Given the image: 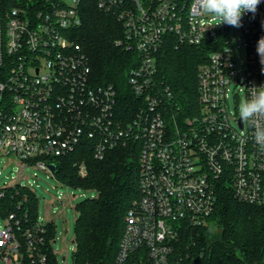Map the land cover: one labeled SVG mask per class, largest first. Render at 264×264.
<instances>
[{"label":"built area","instance_id":"1","mask_svg":"<svg viewBox=\"0 0 264 264\" xmlns=\"http://www.w3.org/2000/svg\"><path fill=\"white\" fill-rule=\"evenodd\" d=\"M84 2L0 0V156L22 162L19 177L28 165L54 175L52 159L81 145L103 159L109 150L138 144L140 193L126 216L116 264H201L176 243L187 228L207 223L220 184L232 186L239 200L264 206V151L239 118L242 100L264 86L256 50L264 37V0L243 15L240 28L217 25L196 0H96L123 22L117 45L140 56L129 71L136 99L128 112L113 84L91 80L89 58L75 38ZM171 39L210 47L198 72V110L182 118L158 76V54ZM79 172L87 175L84 162ZM4 220L0 262L21 264L16 214ZM35 231L28 232L31 264L45 260L35 253Z\"/></svg>","mask_w":264,"mask_h":264},{"label":"trees","instance_id":"2","mask_svg":"<svg viewBox=\"0 0 264 264\" xmlns=\"http://www.w3.org/2000/svg\"><path fill=\"white\" fill-rule=\"evenodd\" d=\"M82 11L83 24L76 28L75 38L89 58L91 80L113 84L122 110L128 112L136 99L128 83L129 71L140 56L117 45L116 40L124 35V25L115 14L102 11L96 0H86ZM209 52L207 45H177L171 39L158 54V76L174 93L180 109L178 117L198 110V72L208 61ZM139 156V145L128 144L96 159L90 145L85 144L52 159L57 165L54 176L60 182L97 192L96 197L77 205L74 264H116L126 216L140 193ZM82 162L87 167L86 176L79 174ZM0 210L3 217L16 214L18 224L14 230L21 241V264L32 263L28 232L35 230V253L45 256V260L33 264H58L53 245L56 222L39 220L38 198L28 186L9 188L0 196ZM38 225L43 230H37ZM176 249L182 254L190 253L201 264H264V206L243 202L235 196L232 186L220 184L207 223L187 228Z\"/></svg>","mask_w":264,"mask_h":264},{"label":"rangeland","instance_id":"3","mask_svg":"<svg viewBox=\"0 0 264 264\" xmlns=\"http://www.w3.org/2000/svg\"><path fill=\"white\" fill-rule=\"evenodd\" d=\"M238 51L244 53L243 49L238 48ZM21 166L22 162L14 155L0 156V191L8 190L18 181L28 186L38 198L39 220L56 222V240L53 245L58 264H74L77 205L86 198L96 197L97 192L70 187L60 182L49 171L32 165H28L22 171L23 176L19 177ZM59 196H62L61 200L58 199ZM4 225L5 220L0 210V227Z\"/></svg>","mask_w":264,"mask_h":264},{"label":"clouds","instance_id":"4","mask_svg":"<svg viewBox=\"0 0 264 264\" xmlns=\"http://www.w3.org/2000/svg\"><path fill=\"white\" fill-rule=\"evenodd\" d=\"M261 0H196V6L201 12L208 14L211 18L218 20L219 24L242 27V17L245 13H255ZM257 53L260 62L264 64V37L257 43ZM250 98L242 100L239 105L240 120L253 127L255 143L261 151H264V86L252 88Z\"/></svg>","mask_w":264,"mask_h":264},{"label":"water","instance_id":"5","mask_svg":"<svg viewBox=\"0 0 264 264\" xmlns=\"http://www.w3.org/2000/svg\"><path fill=\"white\" fill-rule=\"evenodd\" d=\"M49 168L55 173L57 171V165L55 163H50Z\"/></svg>","mask_w":264,"mask_h":264}]
</instances>
